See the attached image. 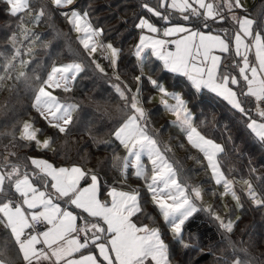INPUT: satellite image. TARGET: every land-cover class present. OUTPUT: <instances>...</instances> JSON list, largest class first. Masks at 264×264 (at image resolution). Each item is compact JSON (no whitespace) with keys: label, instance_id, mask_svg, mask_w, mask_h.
Returning a JSON list of instances; mask_svg holds the SVG:
<instances>
[{"label":"snow or ice","instance_id":"1","mask_svg":"<svg viewBox=\"0 0 264 264\" xmlns=\"http://www.w3.org/2000/svg\"><path fill=\"white\" fill-rule=\"evenodd\" d=\"M0 3L16 18L7 37L10 51L0 50V87L11 81V94L22 86L47 125L37 128L35 117L22 119L28 112L19 97L20 110L10 99L0 105L7 121L0 124V264H197L187 255L193 250L211 257L206 264H264V250H255L251 235L235 237L241 217L232 218L245 207L237 184L250 206L264 211V4L252 17L243 0H131L138 32L130 49L138 74L132 75L121 67L123 48L109 40L110 30L94 24L91 4ZM60 19L78 34L82 50L73 48ZM42 22L46 41L33 30ZM38 44L59 46L56 56L67 49L69 62L58 63L51 51L50 67L35 59ZM89 72L108 83L107 96L74 95ZM170 78L171 90L164 83ZM153 91L160 94L155 112L145 106ZM86 108L107 123L97 127L84 120ZM161 110L174 117L166 127L196 151L194 162L206 161L205 182L222 187L219 198L230 195L234 205L204 202L206 192L217 195L215 187L194 182V169L176 158L172 137L161 138L154 119ZM73 130L110 156L92 167L91 154L80 148L71 158ZM217 131L225 143L218 142ZM33 151L40 155L28 154ZM111 170L118 178L109 179ZM130 177L141 184L128 186ZM201 213L216 225L218 239L189 228Z\"/></svg>","mask_w":264,"mask_h":264},{"label":"trees","instance_id":"2","mask_svg":"<svg viewBox=\"0 0 264 264\" xmlns=\"http://www.w3.org/2000/svg\"><path fill=\"white\" fill-rule=\"evenodd\" d=\"M82 4H91L95 2V5H92V8L94 9L92 13V19L94 23H97L99 26H103L106 30L109 31V40L114 42L117 46L123 48L125 61L121 65L122 68L127 66V70L130 72V74L135 75L138 74V72L133 70L134 60L132 59V55L130 52V49L132 46L136 43L138 32L132 27L133 21L130 19L131 17V9L129 8V4L131 0H80ZM264 4V0H256L255 3L250 7L249 11L252 14V17H255L256 15V9L258 6ZM97 8H105L106 10L112 11L111 14L107 15L109 17H106V15L103 18H100V21L96 19V15L98 14ZM109 18V19H108ZM98 21V22H97ZM124 21H127V24L124 23ZM6 23H10L11 27H6ZM15 23L16 18L10 17L5 12V6L0 3V50H8L10 51V46L7 41V37L11 34L12 30H15ZM43 23V22H42ZM43 23L42 25H44ZM65 28L69 30V26L64 21ZM44 28L41 31L43 33L44 31H47L48 28ZM74 33V31H73ZM48 38V36L46 37ZM71 41H73L71 39ZM74 42V41H73ZM76 44V43H75ZM77 49L82 50V46L79 44H76ZM52 52V49H51ZM54 59L57 60V62H69L70 59V53L67 51V49L63 50L62 55L56 56L53 55ZM49 63V67H50ZM125 77H122L124 79ZM171 86L173 81L170 79L166 80ZM11 81H7L6 85L2 87V91L0 92L6 101L9 99L11 100L12 96H15L17 93H21L19 98L22 101L23 108L27 110L28 115H24L21 118L22 119H28L29 116L36 118V125L41 128L45 127L47 128V125L43 121L42 118L39 117V115L35 112V110L31 109L30 107V101L27 99V97L24 95L22 86H17L16 90L13 91L11 94L8 91L9 86L11 85ZM109 88V85L106 81L96 79L91 72L89 74L78 81L75 87L74 95L79 99H84L85 96H97L100 95L107 96L108 92L106 91ZM6 90V92H5ZM5 101V102H6ZM18 110L21 109V104L17 103V100L11 101ZM3 103V102H2ZM0 101V105H2ZM82 118L84 120H93L97 127H101L103 124L107 123L106 118L101 115L100 113H95L92 111L91 108H86L84 112L81 114ZM219 118V117H218ZM5 119L3 117H0V124L6 123ZM50 129L44 132V134H48ZM101 131H103V128H101ZM19 133L17 132V135ZM215 137L217 138L218 142L225 143V141H222L220 139V132L217 131L214 133ZM106 138V137H105ZM61 139H64L62 136ZM68 140L70 142L69 147L71 148L70 157L76 158V149L80 148L87 153H90V159L91 163L88 164V167H92L97 163L98 159H102L104 157H108L111 154L110 150H105L103 145L100 146V149L97 150L95 146H92L88 141L89 138L86 134L83 132L73 130V132L68 136ZM7 143V141H4ZM79 142V143H77ZM237 143H239V140H237ZM26 151V150H21ZM84 151H82V154H84ZM29 155H40L39 151H33L29 152ZM50 155V153H49ZM229 155H232L229 153ZM233 160L235 161V157H233ZM258 168L260 167V163H257L256 165ZM237 167L240 169V173L244 174L246 177V169L243 167V165L237 163ZM107 170V169H106ZM224 170L227 171V166L225 165ZM261 172H264V168H261ZM108 177L109 179H112L113 177L118 178V173L114 170L108 171ZM247 178V177H246ZM131 186V185H130ZM132 187V186H131ZM240 212L241 219L236 223L234 232L235 237H243V239L248 240L249 235L252 236L255 245H256V251L259 252L261 250H264V211L254 209L250 206L248 202L245 201V207L243 211ZM199 228L200 232L203 234L204 237H211L213 240L218 239V236L216 235V225L208 219V217L201 213L199 216L196 217V219L189 225V228L192 231H195ZM207 243V239L204 241ZM190 256L194 261L197 262V264H206V260H210L211 257L207 258H201L195 250L187 254ZM187 258V257H186Z\"/></svg>","mask_w":264,"mask_h":264},{"label":"rangeland","instance_id":"3","mask_svg":"<svg viewBox=\"0 0 264 264\" xmlns=\"http://www.w3.org/2000/svg\"><path fill=\"white\" fill-rule=\"evenodd\" d=\"M255 1L256 0H243V3L245 5V7L249 9L253 5V3H255ZM93 4L95 5V2L91 3V5H93ZM97 9H98V14L96 15V19L98 21H100V18H103L105 15H106V17H109L107 15L112 13V11L106 10L105 8H97ZM42 24L43 23L39 24L38 26H35L33 28V30L38 32V33H41V31L44 28V25H46V24H44V25H42ZM57 24L64 32H69V30L67 28H65V26L63 25L64 21L62 19L57 20ZM94 24H97V23H94ZM28 27L32 28L33 26L32 25H28ZM45 28H47V26H45ZM47 33H48V30L43 32V34H44L43 39L45 41L49 39V36L47 35ZM69 35H70V38L74 41V42L72 41L73 48H76V44H79L78 41L76 40V37H77L78 34L76 32L73 33V31H72V32H69ZM47 36H48V38H46ZM21 39H23V38L21 37ZM137 40H138V36H137ZM137 40H136V42H137ZM24 43L27 44L28 42L24 41ZM48 51H51V49L50 50H46L39 44L35 45V47H34L35 59L43 60L46 64L49 65V63H51V60H50L49 56L47 55ZM60 51H61V49H60L59 46L54 47L52 49L53 55L56 52H60ZM53 55H52V58L54 59ZM24 58L28 59L27 56H25ZM164 83L171 90L172 86L166 80L164 81ZM5 85H6V82H5V84L2 87H4ZM2 87H0V92L2 91L1 90ZM5 92H6V90H5ZM2 94L0 93V96ZM20 94L21 93H17V94H15V96H12L11 101L17 100V98L20 96ZM152 96H153V99H152L151 103H148L145 106L147 108H149V109H152L155 112V109L159 107L160 94L158 92L153 91L152 92ZM0 101H1V103L3 102L2 103V105H3L5 103V101H6V99L2 96ZM154 119H155V127L157 129H161V138L164 141L167 142V141L170 140V137H172V139L170 140V144H171V146L173 148V151H174V154H175L176 158L182 160L185 168L194 169V173H193L194 182L203 183V187L205 189H209V188L215 187L217 195L214 197V196L211 195V193L206 192L204 194V196H203L204 202L206 204H214V205H223V204L234 205L235 202L231 199L230 195L223 197V200H221L219 198V193L221 191H223L222 187L214 186L213 183L205 182L206 175H210V172L206 173V171L204 169H202L201 165L202 164L206 165V161L201 160L200 163H195L194 159L192 157L196 156V151L195 150H190V146L187 144L185 138L183 136L179 135L177 133L176 129L171 128V127H166V123L168 121L174 119V117L171 116L170 114H168L167 112H164V111L161 110V112L159 114H157ZM35 127L39 128L36 124H35ZM47 135L48 134H43V135L39 136V138L43 139ZM179 143H183V147H178L177 145ZM33 156H38V155H33ZM186 156L189 157V158H185ZM126 183H127L128 186L131 185L133 188H135V187H137V186H139L141 184L140 181H138V180H136L135 178H132V177H130L126 181ZM235 187H236L237 192L239 194H241L242 199H244V201L247 202L246 198H244V196H243V192H242L241 186L239 184H237ZM221 214L224 215L225 213L223 211H221ZM237 216L240 217V212L239 211H236L232 218L235 220V218Z\"/></svg>","mask_w":264,"mask_h":264},{"label":"crops","instance_id":"4","mask_svg":"<svg viewBox=\"0 0 264 264\" xmlns=\"http://www.w3.org/2000/svg\"><path fill=\"white\" fill-rule=\"evenodd\" d=\"M250 9V8H249Z\"/></svg>","mask_w":264,"mask_h":264}]
</instances>
